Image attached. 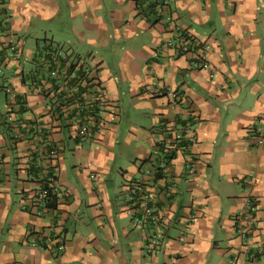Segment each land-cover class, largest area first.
Returning a JSON list of instances; mask_svg holds the SVG:
<instances>
[{
    "label": "crops",
    "instance_id": "1",
    "mask_svg": "<svg viewBox=\"0 0 264 264\" xmlns=\"http://www.w3.org/2000/svg\"><path fill=\"white\" fill-rule=\"evenodd\" d=\"M233 263L264 264V0H0V264Z\"/></svg>",
    "mask_w": 264,
    "mask_h": 264
},
{
    "label": "built area",
    "instance_id": "2",
    "mask_svg": "<svg viewBox=\"0 0 264 264\" xmlns=\"http://www.w3.org/2000/svg\"><path fill=\"white\" fill-rule=\"evenodd\" d=\"M13 49H15V46H13ZM62 56H63V53L61 51L55 52V54H53L54 59L51 63L54 64V66L49 70V76L51 78L59 79L61 83L64 84L66 87L70 86L68 85V82L71 81L75 83L74 85H72V87L74 88H76V86L80 84H85V82L87 81V84L93 87L96 92L99 91V88L97 87V81L89 77L88 70L84 69L83 66L79 68L78 64L74 66L72 65L69 67V62L66 59V57H63L65 61L62 66V68H65V70L63 72H58L57 71V68L59 66L58 60L61 59ZM67 67H69L68 71H71V70L72 71L68 72L66 69ZM81 76H83V78H81ZM87 125L88 124H85L84 126H82V131L84 133L90 134L89 128ZM55 192H56V189L52 185H48V186L43 187L40 190L39 196L41 199L46 201L47 199L51 198V196L55 194Z\"/></svg>",
    "mask_w": 264,
    "mask_h": 264
},
{
    "label": "trees",
    "instance_id": "3",
    "mask_svg": "<svg viewBox=\"0 0 264 264\" xmlns=\"http://www.w3.org/2000/svg\"><path fill=\"white\" fill-rule=\"evenodd\" d=\"M81 78H83V76H81ZM46 201L52 203L51 207H53V206L55 207V199L52 196H51V198L47 199Z\"/></svg>",
    "mask_w": 264,
    "mask_h": 264
},
{
    "label": "rangeland",
    "instance_id": "4",
    "mask_svg": "<svg viewBox=\"0 0 264 264\" xmlns=\"http://www.w3.org/2000/svg\"><path fill=\"white\" fill-rule=\"evenodd\" d=\"M117 183V182H116ZM115 183V184H116ZM114 183H109L108 184V189H109V191H112L111 189H113L114 188V185H115ZM118 185L120 184V183H117ZM112 193V192H111ZM59 253V252H58Z\"/></svg>",
    "mask_w": 264,
    "mask_h": 264
}]
</instances>
